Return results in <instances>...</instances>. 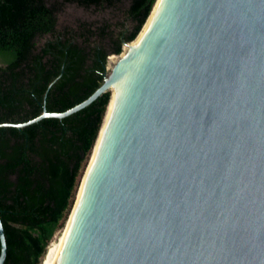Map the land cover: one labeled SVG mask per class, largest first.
<instances>
[{
	"label": "water",
	"instance_id": "95a60500",
	"mask_svg": "<svg viewBox=\"0 0 264 264\" xmlns=\"http://www.w3.org/2000/svg\"><path fill=\"white\" fill-rule=\"evenodd\" d=\"M134 40L84 101L0 123L122 79L60 264H264V0H165ZM0 236L5 264L1 209Z\"/></svg>",
	"mask_w": 264,
	"mask_h": 264
},
{
	"label": "trees",
	"instance_id": "16d2710c",
	"mask_svg": "<svg viewBox=\"0 0 264 264\" xmlns=\"http://www.w3.org/2000/svg\"><path fill=\"white\" fill-rule=\"evenodd\" d=\"M125 1L134 28L116 31L83 22L78 30L58 29L59 14L69 3L113 7ZM156 1L0 0V123L28 121L43 113L45 104L50 111H65L87 99L104 82L110 55L137 37ZM111 96L109 90L64 118L0 125L5 264L43 263L74 208ZM1 250L0 236V255Z\"/></svg>",
	"mask_w": 264,
	"mask_h": 264
},
{
	"label": "bare ground",
	"instance_id": "6f19581e",
	"mask_svg": "<svg viewBox=\"0 0 264 264\" xmlns=\"http://www.w3.org/2000/svg\"><path fill=\"white\" fill-rule=\"evenodd\" d=\"M165 0H158L157 4L155 6V9L153 13L151 14L149 20L145 24L143 30L139 34V36L132 42L133 45V51H136L142 43L145 41L149 33L151 32V29L164 5ZM127 50L130 49V46H126ZM116 55H112V58L115 60ZM121 82L122 79H120L115 85L112 87V96L111 100L104 118V122L102 125L101 133L99 136L98 141H96L95 147L93 149V152L91 154L88 166L84 172V175L82 176V179L80 181V185L77 192V197L74 205V209L71 212L70 218L67 221L66 226L60 231V234H57V236L52 239L48 250L43 258L42 264H60L61 258L63 256L77 211L79 209L83 194L85 192L88 180L90 178L92 169L94 167L95 161L97 159L98 153L100 151L101 145L103 143L104 137L106 135L107 129L109 127L110 121L112 119V116L114 114L115 108L117 106L118 100H119V94H120V88H121Z\"/></svg>",
	"mask_w": 264,
	"mask_h": 264
},
{
	"label": "rangeland",
	"instance_id": "374dc122",
	"mask_svg": "<svg viewBox=\"0 0 264 264\" xmlns=\"http://www.w3.org/2000/svg\"><path fill=\"white\" fill-rule=\"evenodd\" d=\"M129 6L130 1H125L113 7H85L78 3H69L59 14L58 29L60 31L78 30L81 23L83 22L90 23L95 28L106 25L108 26L109 30L116 31L122 30L123 25L134 28L135 22L133 21V19L129 18L127 13V9ZM48 37H50V35L41 38L39 40V45H42ZM62 229H60L56 233L55 237L57 236V234H60V231H62Z\"/></svg>",
	"mask_w": 264,
	"mask_h": 264
}]
</instances>
